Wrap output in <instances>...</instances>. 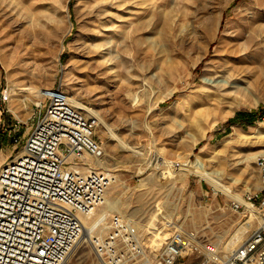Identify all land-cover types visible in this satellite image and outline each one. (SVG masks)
<instances>
[{"label":"rangeland","instance_id":"obj_1","mask_svg":"<svg viewBox=\"0 0 264 264\" xmlns=\"http://www.w3.org/2000/svg\"><path fill=\"white\" fill-rule=\"evenodd\" d=\"M101 2L112 6L91 35ZM258 59L264 0H0V163L60 86L96 119L110 165L105 196L119 205L108 214L132 218L156 247L178 223L230 250L256 226L255 213L230 202L261 186L264 117L226 121L264 107ZM79 241L65 264H99Z\"/></svg>","mask_w":264,"mask_h":264},{"label":"built area","instance_id":"obj_2","mask_svg":"<svg viewBox=\"0 0 264 264\" xmlns=\"http://www.w3.org/2000/svg\"><path fill=\"white\" fill-rule=\"evenodd\" d=\"M70 98L60 86L51 90L18 151L0 163V264H64L82 218L104 203L111 175L97 165L104 149L96 119ZM256 166L259 190L230 202L243 216L253 209L256 226L232 249H217L199 228L178 223L156 247L132 218L113 212L89 236L99 264H264V155Z\"/></svg>","mask_w":264,"mask_h":264},{"label":"bare ground","instance_id":"obj_3","mask_svg":"<svg viewBox=\"0 0 264 264\" xmlns=\"http://www.w3.org/2000/svg\"><path fill=\"white\" fill-rule=\"evenodd\" d=\"M111 7V3L109 2H101V3H97L93 6V8H91L90 10V16L91 18L95 19L96 20V23L94 24V26L92 28L89 29V33L91 35H97V32H96V26L99 27L101 25V20L102 18H104L105 16H107V7ZM94 20V22H95ZM93 22V20H92ZM225 37V36H224ZM89 50V49H88ZM230 50V49H229ZM223 58V57H222ZM225 58V57H224ZM215 59V58H214ZM221 61V60H220ZM93 63V62H92ZM245 67V66H244ZM217 68V67H216ZM247 70V69H246ZM218 71V70H217ZM253 72L255 73V78H256V81H260V78L262 76H264V60L262 59H258L256 64L254 65V68H253ZM264 79V78H262ZM261 79V80H262ZM262 82V81H261ZM264 83V82H262ZM262 85V84H261ZM219 90V89H218ZM237 90L242 93L243 90L241 88H237ZM27 91H29L27 88H21L19 89V92L20 93H23L25 94ZM260 91V90H259ZM49 93V92H48ZM15 95L19 94V93H14ZM13 93H10L8 96H11V95H14ZM45 94L41 95V96H44ZM48 95V94H47ZM203 102V101H202ZM71 103L73 104L74 102L71 101ZM231 103V102H230ZM75 105V104H73ZM76 106V105H75ZM78 107V106H77ZM87 110V108H85ZM88 111V110H87ZM94 113V112H92ZM96 114V113H95ZM120 140V139H119ZM120 143L122 144L121 146L123 147H128L123 141L120 140ZM180 153V152H179ZM107 153L104 152V156L97 161V165L100 166V168H105V169H109V166L108 165V161L109 158H107ZM168 164V163H166ZM111 199V198H110ZM108 197L105 196V200H104V206H105V209L101 212V214L99 215V217H97L96 219H94L92 222L90 221L91 219H93V216L92 214L91 215H87L85 217L82 218V223H83V231H82V235L80 237V240L83 239V241H88L89 242V236L93 234L95 228L97 227V224H100L99 222L101 221L102 219V216H107L108 214V211H112L114 209L112 208H116V207H119L118 205V202H114L112 200H110ZM235 200L237 201H241V197H237V198H234ZM118 211V210H117ZM251 213H255L253 212V209L250 211ZM256 214V213H255ZM256 218H258L257 215H255ZM251 222V221H250ZM250 226V223L249 222H245L244 225H242L241 229L239 230L238 233H240L242 235V233L245 231V229L249 228ZM238 235V234H237ZM238 238V237H237ZM233 239V238H232ZM231 239V240H232ZM233 241V240H232ZM80 242V241H79ZM237 243V242H236ZM79 245V244H78ZM76 249V248H75ZM69 256V255H68ZM68 258V257H67ZM67 258L65 260V262H67ZM64 262V264H65Z\"/></svg>","mask_w":264,"mask_h":264},{"label":"trees","instance_id":"obj_4","mask_svg":"<svg viewBox=\"0 0 264 264\" xmlns=\"http://www.w3.org/2000/svg\"><path fill=\"white\" fill-rule=\"evenodd\" d=\"M262 117H264V107H258L257 109L252 111H239L236 112L233 117L229 118L226 121V125L227 127H229L231 124L238 122L243 124H251L257 118L261 119Z\"/></svg>","mask_w":264,"mask_h":264}]
</instances>
